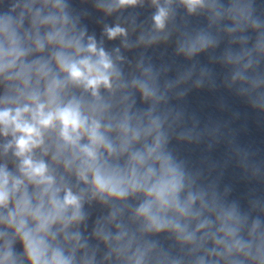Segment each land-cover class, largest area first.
Here are the masks:
<instances>
[{"label": "clouds", "instance_id": "clouds-1", "mask_svg": "<svg viewBox=\"0 0 264 264\" xmlns=\"http://www.w3.org/2000/svg\"><path fill=\"white\" fill-rule=\"evenodd\" d=\"M143 5L95 2L105 16ZM150 5L151 26L134 42L135 17L105 24L104 36L131 49L177 32L175 53L190 62L227 37L226 86L264 114V3ZM177 7L206 26L177 31ZM124 63L120 48L86 34L68 0H0V264H264V202L243 209L171 146L207 139L211 148L221 135L172 103L190 86L214 87L211 71L193 62L169 78L143 58L127 72ZM234 155L264 182L248 152Z\"/></svg>", "mask_w": 264, "mask_h": 264}]
</instances>
